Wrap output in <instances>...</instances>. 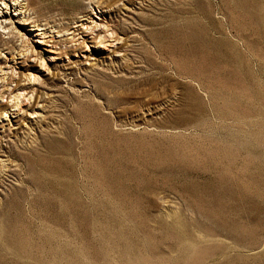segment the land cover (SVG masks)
<instances>
[{"label": "rangeland", "instance_id": "rangeland-1", "mask_svg": "<svg viewBox=\"0 0 264 264\" xmlns=\"http://www.w3.org/2000/svg\"><path fill=\"white\" fill-rule=\"evenodd\" d=\"M0 264H264V0H0Z\"/></svg>", "mask_w": 264, "mask_h": 264}, {"label": "bare ground", "instance_id": "bare-ground-1", "mask_svg": "<svg viewBox=\"0 0 264 264\" xmlns=\"http://www.w3.org/2000/svg\"><path fill=\"white\" fill-rule=\"evenodd\" d=\"M84 8V7H83ZM67 27V26H66ZM66 27H64V29H67ZM60 31H62V30H60ZM66 32H67V30H66ZM112 33V35L110 36V34L109 35H103L102 37H101V39H100V41H99V44H103V45H106L107 44V42H109V43H111L110 42V37H112L113 36V32H111ZM74 38V37H73ZM82 43V42H81ZM45 64V63H44ZM43 64V65H44ZM32 75V74H31ZM29 79L30 80H32L33 79V81H35L37 78H36V76L33 74V76H29ZM17 86V85H16ZM19 86V85H18ZM18 89H19V87H18ZM21 92V91H20ZM22 94V93H21ZM20 94V95H21ZM20 95H15V99H16V101H15V103L12 105L13 107H17L18 108V110L20 109V104L21 103H23L22 102V99L20 98ZM24 96V95H23ZM14 99V98H13ZM5 112L7 111V110H4ZM18 112V111H17Z\"/></svg>", "mask_w": 264, "mask_h": 264}]
</instances>
